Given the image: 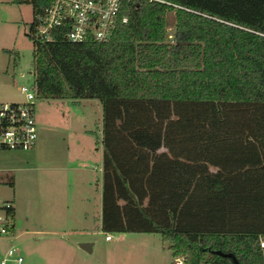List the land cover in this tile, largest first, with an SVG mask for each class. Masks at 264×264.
Returning <instances> with one entry per match:
<instances>
[{"label": "trees", "instance_id": "16d2710c", "mask_svg": "<svg viewBox=\"0 0 264 264\" xmlns=\"http://www.w3.org/2000/svg\"><path fill=\"white\" fill-rule=\"evenodd\" d=\"M166 1L122 0L108 39L70 41L34 37L38 0H12L31 3L35 96L99 100L103 232L157 233L175 264H264V23Z\"/></svg>", "mask_w": 264, "mask_h": 264}, {"label": "rangeland", "instance_id": "374dc122", "mask_svg": "<svg viewBox=\"0 0 264 264\" xmlns=\"http://www.w3.org/2000/svg\"><path fill=\"white\" fill-rule=\"evenodd\" d=\"M203 3L209 12L228 20L239 23L248 20L261 25L264 23V0L257 1L262 13L257 12L252 0H203ZM170 17L171 13H168L167 37H170L173 32ZM31 19L29 3H23L18 7L11 0H0V101L22 99L18 86L32 82V45L26 35ZM33 108L37 134L35 140H39V143L35 149L0 148V175L14 174L19 193L28 194L31 187L29 185L36 176L69 174L68 207L66 209L63 205V210L66 209L68 213H72L77 209L73 195V188L77 184L71 182L72 175L83 174L84 178H89L90 188H93L96 181L93 177L97 178L98 182L100 179V102L97 98L74 100L36 98ZM61 186L65 188L64 185ZM44 187L45 184L42 183L40 188ZM1 188L5 191L9 190L7 185ZM31 207L32 210L38 208L35 203L31 204ZM40 207L44 211L45 202L41 203ZM34 219L28 221L19 219L18 223L15 220L13 233H11L13 226L11 221L7 232L0 234V257L4 255L3 251L12 245L22 258L19 263H15L9 257L4 264H96L99 259L108 264H141V261L143 262L139 258L137 260L133 258L134 256L131 257V252L127 254V251L132 249H129L133 245L132 240L126 243L121 242L116 248H111L110 243H104V232H101L95 238L93 250L88 251L81 249L78 243H75L74 240L78 235L68 232L71 229H77L75 226H58L54 230L47 227L46 230L34 231L33 229L39 227V220ZM60 229L67 232H61ZM118 233H109L111 241L117 238ZM139 234L148 236V233ZM150 234V243H155L156 241L152 238H157L165 250H169L157 233ZM159 259H153L152 263L159 262ZM167 259H169L167 264H175V262L170 263L171 257L168 256Z\"/></svg>", "mask_w": 264, "mask_h": 264}, {"label": "crops", "instance_id": "0c3cea01", "mask_svg": "<svg viewBox=\"0 0 264 264\" xmlns=\"http://www.w3.org/2000/svg\"><path fill=\"white\" fill-rule=\"evenodd\" d=\"M12 1V0H11ZM18 7L23 5V3H15ZM27 3V2H26ZM30 4V3H29ZM31 7V4H30ZM32 12V9H31ZM21 100V99H20ZM74 100V99H72ZM9 101H19V100H9ZM101 108V105H100ZM101 116V115H100ZM37 136V134H36ZM39 140H35L34 145L31 149H35ZM83 174H73L71 177V182L75 185L73 188V195L76 199L77 209L73 210L72 213L66 211L68 207L69 189L68 184L70 181L69 174H42L34 177L32 183H30V193H19L17 185L15 183L14 174H1L0 175V200L10 202L12 206V232H15L14 221L18 223L19 219L23 221H28L29 219L37 218L39 220V227L33 229L34 231L46 230V228H53L54 230L58 226H75L77 229H71L69 233L76 234L78 237L75 238V243L85 242L89 245L92 251L95 243V238L98 234L103 232L100 229V197H101V174L98 182L97 178L93 184V188H90V179L84 178ZM45 184L44 188H40L41 184ZM34 184V185H32ZM86 184V185H85ZM7 185L8 191L3 190L1 187ZM61 185H64L63 188ZM43 199V200H42ZM45 202V210H41V203ZM35 203L38 208L32 210L31 204ZM63 205L65 210H63ZM67 212V213H66ZM33 217H32V214ZM46 219V220H44ZM35 220V219H34ZM37 220V221H38ZM16 223V226H17ZM61 232H67L63 229ZM124 233V234H122ZM127 232H119L117 238L111 241V237L105 238L103 235V241L106 244L110 243L111 248H116L121 242L126 243L127 241L133 242L130 246L127 254L131 252L133 258H138L143 260L141 264H153V259H159V262L154 264H167L169 262V257H171L170 263L177 262L170 250H165L162 243L158 242L157 238H152L155 243H150L151 235L139 234L144 232H132L138 234H125ZM129 233V232H128ZM131 235V236H127ZM150 237V238H149ZM153 237V236H152ZM73 241V242H74ZM111 241V242H110ZM71 242V241H70ZM77 245V244H75ZM133 246V247H132ZM82 249V248H81ZM6 250V249H5ZM3 251V254L5 253ZM146 251V252H144ZM152 251V252H151ZM167 251V252H166ZM170 251V252H168ZM145 254H144V253ZM141 255V256H139ZM171 255V256H170ZM129 260V259H128ZM136 260V261H137ZM96 264H108L105 261L99 259ZM128 263V262H127ZM119 264V263H116ZM121 264V263H120Z\"/></svg>", "mask_w": 264, "mask_h": 264}, {"label": "built area", "instance_id": "2783aa9c", "mask_svg": "<svg viewBox=\"0 0 264 264\" xmlns=\"http://www.w3.org/2000/svg\"><path fill=\"white\" fill-rule=\"evenodd\" d=\"M121 2L122 0H38L39 11L34 15L36 21L32 33L34 37L46 40L50 37V29L63 26L64 37L70 41L88 38L106 40L116 22L126 20V15L121 13ZM18 90L22 94L21 100L0 101V148L3 149H29L35 143L33 104L36 96L33 81L30 84H20ZM9 206L8 201L0 200V234L7 232L11 222L6 214ZM104 237L109 238V233L104 232ZM260 245L263 242L260 241ZM9 257L15 263L22 259L12 245L0 257V264H4Z\"/></svg>", "mask_w": 264, "mask_h": 264}, {"label": "water", "instance_id": "95a60500", "mask_svg": "<svg viewBox=\"0 0 264 264\" xmlns=\"http://www.w3.org/2000/svg\"><path fill=\"white\" fill-rule=\"evenodd\" d=\"M78 245H79L81 248L85 249V250H89V249H90L89 245L86 244L85 242H80ZM215 251H216L217 253H221V254H224V255L229 256V257L231 258L233 264H239L238 261L236 260V258L234 257V255H233L232 253H230V252H225V253H224V252H221L220 250H215Z\"/></svg>", "mask_w": 264, "mask_h": 264}]
</instances>
